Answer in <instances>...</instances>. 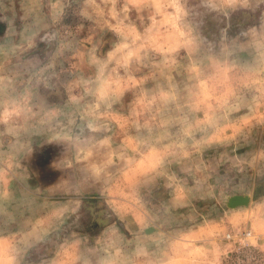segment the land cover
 <instances>
[{"label": "rangeland", "instance_id": "374dc122", "mask_svg": "<svg viewBox=\"0 0 264 264\" xmlns=\"http://www.w3.org/2000/svg\"><path fill=\"white\" fill-rule=\"evenodd\" d=\"M248 246L264 0H0V264H254Z\"/></svg>", "mask_w": 264, "mask_h": 264}, {"label": "built area", "instance_id": "2783aa9c", "mask_svg": "<svg viewBox=\"0 0 264 264\" xmlns=\"http://www.w3.org/2000/svg\"><path fill=\"white\" fill-rule=\"evenodd\" d=\"M250 233L249 232H244L243 234L242 233H238V234H229V233H226L225 234V238L226 239H231L232 241H235V240H238V239H241L242 236L244 237H247L249 236ZM237 247L239 248V251H241L244 246H242V244L238 243ZM247 249V256L250 257V260L252 263L254 264H264V256L262 254H260L253 246H248ZM230 264H239L238 261H232Z\"/></svg>", "mask_w": 264, "mask_h": 264}, {"label": "water", "instance_id": "95a60500", "mask_svg": "<svg viewBox=\"0 0 264 264\" xmlns=\"http://www.w3.org/2000/svg\"><path fill=\"white\" fill-rule=\"evenodd\" d=\"M250 198L246 194H232L226 197L224 204L227 208H235L238 206H245L248 204ZM150 228H146L144 231L148 232Z\"/></svg>", "mask_w": 264, "mask_h": 264}, {"label": "clouds", "instance_id": "9594fccd", "mask_svg": "<svg viewBox=\"0 0 264 264\" xmlns=\"http://www.w3.org/2000/svg\"><path fill=\"white\" fill-rule=\"evenodd\" d=\"M3 264H8V261L7 259L4 260Z\"/></svg>", "mask_w": 264, "mask_h": 264}, {"label": "crops", "instance_id": "0c3cea01", "mask_svg": "<svg viewBox=\"0 0 264 264\" xmlns=\"http://www.w3.org/2000/svg\"><path fill=\"white\" fill-rule=\"evenodd\" d=\"M198 235H199V233H198Z\"/></svg>", "mask_w": 264, "mask_h": 264}]
</instances>
